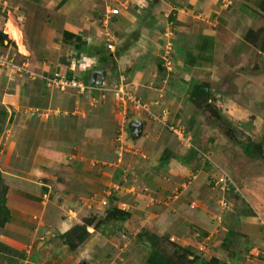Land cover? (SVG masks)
Wrapping results in <instances>:
<instances>
[{
	"label": "rangeland",
	"instance_id": "374dc122",
	"mask_svg": "<svg viewBox=\"0 0 264 264\" xmlns=\"http://www.w3.org/2000/svg\"><path fill=\"white\" fill-rule=\"evenodd\" d=\"M222 1H225V10L229 14L227 20L230 19L231 22L237 20L236 10H240L243 14H247L244 16V25L248 27L241 29L242 37L235 42L234 40L237 38L233 32L228 34L221 32L213 42V54L209 60L205 56L200 57L198 55L188 58L195 63L192 65L194 68L191 71V78L185 81L188 87H186L184 98L192 104L196 117L193 116L191 124L189 123L185 129L167 126L169 133L174 135L175 138L177 137L176 139L180 141L184 148H191L194 151H199L200 149L202 151V155H199L201 157H198V159L203 163L206 171L210 172V177L215 174L221 175L225 173L238 190L237 192L230 190L224 195L225 198L227 197L229 210H233L228 218L231 223L225 218V221L222 224H218V226L217 224L215 226L214 219V216L219 211L217 203L222 209L226 208V206H222L223 198L218 199L217 193L223 194L219 187L213 186L207 191V197L204 200L208 199L209 205L202 203L203 198L198 191L197 195L195 191L192 193L191 190V195L187 193L184 196L187 202L185 201L186 207L182 208V212L189 214L186 211L189 208L195 214V217L201 215L200 217H203L201 219H203L204 223L205 221L207 223L206 227L208 224L210 225V229H206L197 226L198 223L193 220V217L182 212H179L177 219L170 221V224L167 222V224L157 228L158 215L164 213V217L172 215L170 213H172L174 207V194L173 196L169 194L162 195L152 201L149 199L148 203L144 204V207H140L138 202V204H133V202L129 201L126 198L128 195L126 188L127 186L134 187L135 178L132 174L129 175V173L122 171L120 175L112 176V169L114 168L110 167L107 169L105 168L106 166L101 165V162H99L101 158L99 159L98 156H104L102 154L104 149L102 145L97 144V141L99 142L102 139H97L95 142L96 146H100L97 147L99 153L98 150L90 149L91 151H83L84 154H80L83 146L80 148L81 151L79 153L77 150L70 149V153H73L75 159L78 158L81 162L76 159L77 162L73 158L71 160L70 157H67L66 160L69 159L78 164L82 163L84 168L81 172L74 171L73 173L75 174H72V169H61V165H64V162H59L58 157L62 158V152L66 155L70 153L58 149V153L54 154L57 152L55 146L60 142L63 143L62 146L66 147L72 145L90 125L96 124L97 118L93 111L92 113L88 112V116L86 120H83L82 125L79 124L80 120L73 122L70 117H66L64 119L65 127H62L64 129L63 136L59 131L57 134V125L54 126V119L50 120V116H48L49 119L47 120L43 118L36 119L34 122L36 125L25 119L24 121L20 120L16 125H10L7 113L5 117H1L2 112H6L4 106L1 105V98L6 89L2 81V78L5 79L4 71L10 74L11 69H13L11 66L14 67L16 65L22 68L19 73L15 70L17 76L28 78L33 76L34 73L29 66L30 60L28 57L23 56V41H16L3 32V25L7 20L14 27L21 28L24 20L19 21L17 19L18 15L27 13L28 7L25 9L19 7V9L14 10L12 9L14 4L7 2V0H0V40L3 42V46L0 45V56L6 59L9 58L11 65L0 69V71L3 70L0 74V174L2 178L0 193H5L3 197L5 206L10 210V222L4 223V217L0 215V245L17 252L13 257L12 255L8 256L6 250L0 249V264H88L83 261V256L75 255L74 252L83 250V247L90 243V240L91 245L87 251L93 255L89 256L91 264L95 262L96 264H149L148 257L154 244L157 245L158 252L162 256H166L165 264H189V261L195 260V258L198 261L217 259L218 264H264V248L261 249L263 241L253 238L254 246L251 241L253 233L249 229L247 230L248 227L243 225L240 217L242 213L247 212L250 215L249 220L254 223L253 226H259V231L262 233L264 218L256 214L254 208L252 209L250 206L246 208L245 205L248 202H246L244 193L247 190L245 187L246 182L253 181L255 183L264 180V125H257L254 128L255 131H252L250 126L248 128L242 126V123L240 124L239 122L240 120L233 118L230 112L234 110L232 106H235L236 109L235 103L230 108L226 107V100L234 99L235 94H238L235 102L247 108L251 101L247 98L245 88H252L255 91V95L252 97L251 104L255 106V111H251L250 115L259 116L264 120V0H238L237 7L240 8L239 10L232 8L235 5L232 0ZM113 2L115 3L117 0H113ZM118 2H122V0H118ZM125 2L127 5L130 3L128 0ZM227 13L225 12V14ZM201 18L203 19L204 15ZM208 20L210 23L214 22L213 20ZM247 20H249L248 23L246 22ZM8 26L7 28L9 29ZM217 26L218 24L215 23V28ZM249 29L253 32L249 33ZM118 32V27H115L112 35L104 37V53L111 52L105 47L111 42L112 38L116 41L115 43L113 42L112 52L114 56L129 46V35L117 39ZM169 33L172 34L170 31ZM260 33L262 35L261 39L259 38ZM232 42L233 44L230 46L229 44ZM215 43L216 46L219 45L216 50ZM197 44L198 42H196ZM164 45L159 46L160 48L157 47L158 53L156 52V58H153L156 61L164 59L163 61L166 62L167 66L171 67L172 57H168V54L172 50L169 46ZM193 49L194 47L191 50ZM175 55L178 56L177 53L173 54V56ZM179 59L181 58L179 57ZM72 61L74 62L73 64H77V59H72ZM75 68L78 67L75 66ZM79 68L83 69L82 66H79ZM88 74L90 76V73ZM88 74L76 79H80L84 84L89 85ZM11 75L13 74L11 73ZM51 76V79H49L50 83L47 77L41 78L47 88L59 91L75 90L78 93H82L80 95L84 97L79 96L78 107H82L87 111H89L88 98L85 97L87 91L97 90L99 93H103V91L107 92L105 90L107 87L110 88V84L105 85L103 81L101 85H95L86 91H80L72 87H65L61 90L53 87L51 81L53 80L52 78L64 75L53 73ZM99 79L97 77L96 81ZM191 80H194L196 85V95L193 97L189 92ZM4 81L6 82V80ZM123 83L125 89L135 94L147 108L146 112L133 110L134 115L140 117L141 113H145L153 121L166 126L167 110L162 109L160 115H155L145 101L130 88L128 80H124ZM257 91L262 94L256 93ZM80 97L82 98L80 99ZM113 100H115L114 95ZM114 104L124 117L123 121H126L128 119L126 116H129V113L123 114L116 105V101ZM24 106H27V102L24 103ZM212 111L219 112L231 121L236 142L248 143L251 141L255 144H261L260 150H255V158H248L235 142L228 139L225 135V125L213 118ZM227 111L230 112L227 113ZM246 119L250 121L252 118L248 116ZM111 122V120H105L103 123L104 127L106 128ZM173 129L179 132L176 134ZM57 138H60V140ZM107 140L108 138L104 142H107ZM45 141L48 144H45ZM11 142L16 143L15 152L20 153L18 157L21 158V161L17 162L15 157L7 160L8 146ZM30 142L33 143L31 144ZM90 144L92 143L90 142ZM37 146L39 147L37 148ZM32 147L37 148L38 151L36 152L40 156H43L42 152L43 154L44 152L49 154L53 161L57 163L55 164L57 167H47L43 160H36L34 167L38 169V172L35 174L28 153L30 150L34 152ZM134 150L136 153L140 151L138 146H134L132 151ZM77 153L79 154L78 157ZM187 157L188 155L185 156V158ZM82 161H85V163ZM84 170L87 174L81 175V173L84 174ZM58 174H60L59 177ZM80 176L82 177L79 178ZM258 187L264 189V182L258 183ZM149 190L151 189L148 188ZM185 191L186 187L179 189V193H185ZM23 193L26 194V200L31 201V203H27L28 201L17 202L14 198L8 199L9 194L10 196L12 194L24 196ZM235 193L236 196L233 195ZM262 196L264 197V192ZM42 201L48 205L49 217L45 213L41 216V213L36 211L38 208L34 213L30 211L33 208L29 206L30 204L36 206V203L39 205ZM103 201H106L107 204L103 205ZM120 202L121 204H119ZM151 204L153 205L151 206ZM14 209H18V211ZM12 210H14V213L11 212ZM111 212H116L118 218L111 217ZM23 213L34 216L33 218L31 216L27 218L22 215ZM122 213L128 214L126 220L130 218L129 222L126 221L124 223L125 219H122L124 218ZM55 216L58 217V220L65 217L71 220L70 230L65 238L57 236L54 238L56 233L55 226L58 221L54 218ZM251 217L255 218V220ZM138 218L142 219L138 220ZM146 220L148 224H144ZM227 223H230V226L228 224L229 228L226 225ZM136 227L138 228L135 229ZM146 233H148V236H144ZM62 249L66 250L63 261L59 256L63 253ZM255 249L258 251L256 252Z\"/></svg>",
	"mask_w": 264,
	"mask_h": 264
},
{
	"label": "crops",
	"instance_id": "0c3cea01",
	"mask_svg": "<svg viewBox=\"0 0 264 264\" xmlns=\"http://www.w3.org/2000/svg\"><path fill=\"white\" fill-rule=\"evenodd\" d=\"M8 1L16 5L12 7L14 10L19 9V7L23 9L28 7L27 13L18 15L17 19L19 21L24 20L21 28L14 27L11 25L12 23L7 20L3 25V32L10 35L16 41H23V56L26 58L28 57L30 60L29 66L34 73L33 76L24 78V76H17L15 71H11L10 74L4 71L5 79L2 78V81L6 89L4 88L5 92L1 98V105L4 106L8 115V123L10 125H16L20 120L24 121V119L34 123L35 120L39 118L45 120L50 118V120L54 119V126L57 125V134L59 131L63 136L62 133H64V129L62 127H65L64 119L66 117H70L73 122H78L80 120L79 124L82 125L83 120H86L88 116V112L92 113L93 111L97 118L96 124L90 125L72 145L66 147L62 146V142L57 144L55 146L57 152L54 154L58 153V149L70 153L71 148L75 151L77 150L79 153L82 146L83 148L80 154H84L83 151L89 152L91 151L90 149L97 151V147L100 146H96L95 142L97 139H102L99 142L97 141V144L102 145L104 149L102 153L104 156H98L99 159L101 158L99 160L101 165L106 166L105 168L107 169L113 167L112 176L116 174L120 175L122 171L129 173V175L132 174L135 178L134 187L127 186L126 188V193L128 194L126 198H128L129 201L133 202V204L139 203L140 207H144V204H147L149 199L152 201L162 195L169 194L173 196L174 194V207L172 213H170L172 215H167L166 217H164L165 213L158 215L159 219L157 222L159 224L157 223V228L167 224V222L170 224V221L177 219L179 212H182V208L186 207L185 201L187 202V200L184 196L187 195V193L191 195V190L192 193L195 191L196 195L200 193L203 198L202 203L209 205L208 199H204L207 197L206 193L211 187L209 181L211 177L209 176L210 172L206 171L205 167H203V163L198 159V157H201L199 155H202V151L196 149V153L198 152L196 155L191 148H184L180 141L176 139L177 137L175 138L174 135L169 133L167 126L185 129L189 123L191 124L193 116L196 117L192 104L187 102L184 98L186 87H188L185 81L191 78V71H193L192 68H194L192 65L195 63L188 58L193 55H198L200 57L205 56V58L209 60L213 54V42L221 32L225 34L233 32L237 38L234 40L235 42L242 37L241 29L248 27L244 25V16L247 14H243L239 10L240 8L237 7L238 0H232L233 4L235 2L232 8H237L239 10L237 11L235 9L237 20H234V22H231L230 19L227 20L229 14L225 10V1L222 0H149V5H146V7H139L138 0H128L130 2L128 5L125 2L126 0H122V2H118L117 0L115 3L113 0H7V2ZM110 8H118L119 14L110 16L108 13ZM225 12L227 14H225ZM200 15H204V18L202 19ZM208 19L214 22L210 23ZM246 22L248 23L249 20ZM215 23L218 24L216 28ZM7 25H9V29ZM115 27H118L119 30L117 39L129 35V46L120 51L116 56H114L113 52L107 53L110 59L107 62H101L99 54H95V52L97 53L98 49L104 52V37L112 35ZM199 28L200 30H198ZM65 31L83 36L85 43L81 46L79 51L73 50L72 47L68 45H62V33ZM169 31L172 32V34L169 33ZM196 38L199 39V41H197ZM159 42H161V44H159ZM196 42H198L197 45ZM232 44L233 42L229 45L231 46ZM162 45H167L172 50L168 54V57H172L170 63L171 67H169V65L167 66L166 62L163 61L164 59L161 61L155 60L156 52L158 53L157 47H161ZM218 46H216L215 43V50ZM193 47L194 49L191 50ZM220 47L223 48L222 46ZM174 53H177L181 59L176 55L173 56ZM80 54H84L88 57L89 60L87 65L89 70L80 68L72 70L70 68L73 62L72 59H77ZM75 65L76 64H74V67ZM95 70L105 72L103 84H110V88L107 87L105 89L107 92L103 91V93H99L97 90L87 91L85 97L88 98L89 111L82 107H78V99L79 96H82L80 95L82 93H78L75 90L59 91L56 89H49L44 85L41 79L42 77H47L49 79L52 77L51 75H53V73H60V75L67 76L68 78H78L88 73L91 74V72ZM2 72L3 70L0 71V74ZM11 73L13 75H11ZM89 77L88 74V78ZM121 78L128 80L130 88L145 101L155 115H160L162 109L167 110L168 116L165 122L166 126L157 121H153L145 113H141L140 117H136L131 109L128 110L129 116H126L128 119L123 121L124 117L116 108L114 104L115 100H113V95L110 91L112 86L119 82ZM4 80H6L7 83ZM245 89L248 100L252 102L255 91L249 87ZM258 92L259 91L256 93ZM259 94L262 93L259 92ZM235 95L234 99L226 100V107L230 108V106L235 103L236 109L235 106H232L234 110L231 112L227 111V113L230 112L235 120H240L239 122L240 124L242 123V126L244 124H247L248 127L250 126V130L252 131L257 125H264V120L259 116L250 115L251 111H255V106L252 105L251 102H249L247 108L240 106L235 102L238 94ZM82 97H80V99ZM25 102H27V106H24ZM48 116L50 117L48 118ZM248 116L252 118L250 121L246 119ZM105 120L112 121L106 128L103 125ZM133 122L140 124V133L138 136L132 134L133 130L131 124ZM106 138H108V140L104 142ZM57 139L60 140V138ZM90 142L92 144H90ZM30 143L32 144L33 142ZM45 144H48V142L45 141ZM15 146V142H11L8 146L9 152L7 160H11L15 157V160L18 162L21 161V158L18 157L20 153L15 152ZM134 146H138L140 151H137V153L135 152L136 149L132 151ZM33 147L32 150L34 152L30 150L28 153L35 174L38 172V169L34 167L36 160H43V162L47 164V167H57L55 165L57 163L53 161V158L49 154L40 152L43 155L40 156L36 152L39 146H37V148ZM78 153L77 157L79 155ZM192 154L194 158H192L190 162L189 159ZM186 155H188L189 158H185ZM67 157H70L71 160L75 159L73 153L66 155L62 152V158L60 156L58 157L59 162H64V165H61V169H72V174H75L73 173L74 171L78 173L81 172L84 168L82 163L78 164L69 159L66 160ZM76 159L78 160V158ZM80 160H82V158H80ZM83 163H85V161ZM65 164H69V166L67 167ZM83 173L84 174L81 173V175L87 174L85 170ZM59 175L60 174H58V177ZM81 177L82 176L79 178ZM256 180L258 181V179ZM262 181L264 182V180ZM262 181L255 183L253 181L246 182L245 187L247 190L244 194L246 195V202H248V205H245V203L244 205L246 208L248 206L252 209L254 208L256 210L255 213L264 218V197L262 196L264 189L258 187V183ZM147 187L151 190L148 191ZM185 187V193H179V189ZM23 194L24 196L17 194H12V196H10L9 194L8 199L14 198L17 202L28 201L25 198L26 194ZM225 194L217 193L218 199L223 198L226 202V208L222 209L217 203L219 211L216 216H214L215 226L216 224L217 226L218 224H222L225 218L228 219L233 211H230V208H228L229 204H227L228 201L226 199L227 197L225 198L224 196ZM27 203H31V201ZM119 204H121V202ZM152 205L153 204H151V206ZM29 206L33 207L32 210H30L32 213L38 208L36 211L41 213V216L45 213L49 217L48 205L43 201L40 202L39 205L36 203V206L33 204ZM124 206L126 205L124 204ZM14 210L18 211V209ZM14 210L11 212L14 213ZM186 211L189 214L185 212L182 213L193 217V220H196L195 222L198 223L197 226L210 229L209 224L206 227L207 223L206 221L204 223L203 219H201L203 217H200L201 215L195 217V214L189 210V208H187ZM22 215L27 218L31 216L24 213ZM33 216L34 215H32L31 218H33ZM240 217L243 221V225L248 227L247 230L249 229L253 233L251 238L252 243L254 239H260L261 242L263 241V245H261V249H263L264 227H262L263 231L260 229L262 234L259 231V226H253L254 223L249 220L250 215L247 212L244 214L242 213ZM54 218L57 219L58 217L55 216ZM40 219L42 218L40 217ZM141 219L142 218H138V220ZM151 219L153 218L151 217ZM228 220L230 221V219ZM253 220H255V218ZM126 221L129 222L130 218L129 220H125L124 223H126ZM146 222L147 220L144 221V224H148ZM56 223L54 238L56 236L65 238L69 233L71 220L65 217L59 219ZM230 223L226 225L228 226L229 224L230 226ZM137 228L138 227L135 229ZM260 235L262 236L260 237ZM90 245L91 240L90 243L83 247V250L74 252L75 255L79 254L83 256V261L88 264H91L89 256H93L87 251ZM255 251L257 252L258 250L255 249ZM62 252L63 253L59 255L61 260L65 258L66 250L62 249ZM94 264H96V262Z\"/></svg>",
	"mask_w": 264,
	"mask_h": 264
},
{
	"label": "built area",
	"instance_id": "2783aa9c",
	"mask_svg": "<svg viewBox=\"0 0 264 264\" xmlns=\"http://www.w3.org/2000/svg\"><path fill=\"white\" fill-rule=\"evenodd\" d=\"M149 0H138V5L139 7H144L148 4ZM110 16H116L119 14V10L118 8H110L108 11ZM113 42L115 43V39L112 38L111 42L109 44L106 45L107 50L109 51H113ZM75 58V57H74ZM88 57L84 54H80L79 57L77 58V64L75 66H77L79 68V66H82L83 70L88 69L89 67L87 65L88 63ZM74 62L71 63L70 68L73 70L74 67ZM14 65V64H13ZM10 61L9 58L6 59L2 56H0V69H4L5 67H10ZM13 69H11L12 71H17L18 73L20 72V70H22L21 67H17L16 65L11 66ZM75 70V69H74ZM100 78V76H98ZM51 79V78H49ZM48 79V82L50 83V80ZM53 80L51 81L53 87L57 88V89H64L65 87H72V88H77L80 91H86L90 88H92L93 86H95L94 84L91 83V81H89V85H86L83 83V81H81L80 79H76V78H68L67 76H60V77H55L52 78ZM90 79V77H89ZM124 79H120L119 82L115 83L112 88H111V93L114 95L115 97V101H116V105L119 107V109L121 110V112L123 114H126L128 112L129 109L134 110L136 112H138V110L147 111L146 106L141 103L138 99V97L133 94L131 91H127V89H125V85L123 83ZM158 120V119H157ZM174 130V129H173ZM175 133L177 134L179 131L174 130ZM216 186L219 187V190L222 191V193H228L230 190H234V192H237V188L235 187L234 183L232 182V180L229 178V176L227 174H221V175H214L212 177V187ZM234 196H236V193L233 194ZM103 205H106L107 202L103 201L102 202ZM222 206H226V203L223 201L222 202Z\"/></svg>",
	"mask_w": 264,
	"mask_h": 264
},
{
	"label": "trees",
	"instance_id": "16d2710c",
	"mask_svg": "<svg viewBox=\"0 0 264 264\" xmlns=\"http://www.w3.org/2000/svg\"><path fill=\"white\" fill-rule=\"evenodd\" d=\"M248 32H253L251 31L250 29L248 30ZM261 33L259 35V38L261 39ZM62 43L64 45H68L70 47H72L73 50L75 51H79L81 46L85 43V40L83 39V36L79 35V34H73V33H69V32H63L62 33ZM0 45L3 46V42L0 40ZM95 54H99L100 56V61L101 62H107L110 58L108 56L107 53H104L103 51H101L100 49H98L97 53L95 52ZM71 78V77H69ZM189 86H190V95L193 97L194 95H196V85L194 83V80H191L190 83H189ZM213 118L216 120V121H219V123H223L225 125V135L228 137V139L232 140L233 142H235L236 145H238L243 153L248 157V158H255L254 156V153H255V150H260V147H261V144H255V143H252L251 141L248 142V143H245V142H236L235 140V135H234V130H233V127H232V123L230 120H228L227 118H225L222 114H220L219 112L217 111H212L211 112ZM6 115V112H2V115L1 117H5ZM218 123V124H219ZM243 126H247V124H244ZM248 127V126H247ZM193 152L196 153V151L193 150ZM194 153V154H195ZM198 154V152L196 153V155ZM189 158V156L187 157ZM194 158V155L192 154L190 156V162H191V159ZM213 177V176H212ZM212 177L209 178V181H210V186L212 187ZM2 183V178H1V174H0V185ZM4 192H1L0 193V215H2L4 218V223L6 222H10V210H8V208L5 206V199L3 198L4 197ZM109 211V210H108ZM110 212V211H109ZM111 217L113 218H118V216L116 215L117 213L116 212H111ZM122 215L124 216V218L122 219H127L128 217V214L127 213H122ZM121 220V219H119ZM144 236H148V233H146ZM141 237V236H140ZM139 237V238H140ZM143 237V236H142ZM72 245V244H70ZM151 247V245H150ZM0 249L1 250H6V254L8 256H15L17 254L16 251H14L13 249H9V248H6L4 247L3 245H0ZM19 256H23V255H20L18 254ZM166 262V256H162L159 252H158V248H157V245H152L151 247V253L148 257V263L149 264H165ZM219 262L217 261V259H214V260H211V261H198L197 258H195V260H192V261H189V264H218Z\"/></svg>",
	"mask_w": 264,
	"mask_h": 264
},
{
	"label": "water",
	"instance_id": "95a60500",
	"mask_svg": "<svg viewBox=\"0 0 264 264\" xmlns=\"http://www.w3.org/2000/svg\"><path fill=\"white\" fill-rule=\"evenodd\" d=\"M100 76V79L98 81H96L97 77ZM105 79V72L104 71H93L90 74V81L92 84L94 85H101L103 83ZM131 128H132V134L135 136L139 135V131H140V124L137 122H133L131 124Z\"/></svg>",
	"mask_w": 264,
	"mask_h": 264
}]
</instances>
